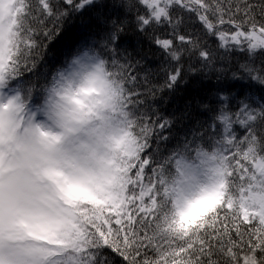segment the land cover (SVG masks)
I'll return each mask as SVG.
<instances>
[{
  "label": "trees",
  "instance_id": "trees-1",
  "mask_svg": "<svg viewBox=\"0 0 264 264\" xmlns=\"http://www.w3.org/2000/svg\"><path fill=\"white\" fill-rule=\"evenodd\" d=\"M204 2L211 5L205 13L211 29L193 0H170L162 5L166 15L159 19L144 0H44L47 9L41 0H29L35 47L23 79H47L58 66L64 67L65 76L85 57L100 75L98 63L106 62L131 94L127 110L143 145L141 158L149 162L144 182L157 179L151 192L155 203L150 216L155 219L150 234L161 252H170L172 243L189 237L193 226L219 203L213 200L199 217L182 219L186 212L179 193L193 165L215 156L224 178L229 170L225 152L233 165L239 160L251 175L254 162L242 154L253 138L257 157L264 156V49H252L250 41L220 42L221 32H253L250 18L258 32L264 24V0ZM248 10L250 16L244 15ZM229 15L234 16L231 22ZM164 41H170L168 47ZM18 90L0 89V95L8 99ZM238 151L241 154L232 160ZM235 198H241L239 189ZM233 239L240 243L235 235ZM51 251L49 264H128L110 246L101 243L88 249L79 237L54 244ZM147 251L149 258L156 255ZM213 258L223 264V257ZM167 260L180 264L179 250L175 259L169 255Z\"/></svg>",
  "mask_w": 264,
  "mask_h": 264
},
{
  "label": "snow or ice",
  "instance_id": "snow-or-ice-1",
  "mask_svg": "<svg viewBox=\"0 0 264 264\" xmlns=\"http://www.w3.org/2000/svg\"><path fill=\"white\" fill-rule=\"evenodd\" d=\"M41 3L47 9L44 0ZM144 3L155 9L156 19L166 15L162 0ZM193 3L203 9L201 20L213 28L205 14L211 5L204 0ZM29 12V0H0V89L9 80L17 83L23 79L29 68L27 57L35 47ZM228 12H232L231 7ZM244 15L250 16V10ZM218 19L225 23L223 15ZM233 19L229 15V22ZM249 23L253 32L248 38L255 41L250 46H264V24L257 34L254 19ZM241 35L237 32L231 38L237 40ZM220 38L226 39V34L221 32ZM162 43L168 47L170 41ZM114 74L120 78L118 72ZM109 88L103 75L94 74L83 78L75 88L64 90L60 98L66 105L63 117L67 132L75 131L72 125L98 115ZM22 107L19 96L0 99V264H49L51 246L72 237L81 238L88 249L101 243L110 246L128 264H168L167 256L175 259L177 249L180 264H220L214 256L223 257V264H264V192L249 195L246 200L235 198L237 189L243 193L246 187L264 188V179L256 184L264 177V156L257 157L255 138L242 154L243 159L251 157L254 162L252 174L248 175L250 170L236 160L239 151L232 156L235 165L224 152L229 170L222 182L186 202L185 210L217 191L219 203L193 226L189 237L172 243L170 252H161L150 234L155 219L150 216L155 203L151 192L157 179L155 183L144 182L149 162L141 158V141L129 150L123 137H113L112 144L107 145L110 151L93 150L92 163L81 165L58 155L64 133L46 131L39 124L21 130L22 118L18 122L16 114ZM148 249L156 254L153 258H149Z\"/></svg>",
  "mask_w": 264,
  "mask_h": 264
},
{
  "label": "clouds",
  "instance_id": "clouds-1",
  "mask_svg": "<svg viewBox=\"0 0 264 264\" xmlns=\"http://www.w3.org/2000/svg\"><path fill=\"white\" fill-rule=\"evenodd\" d=\"M103 77L107 81L109 96L106 104L99 110L98 115L88 119L86 123L72 125L75 128L73 132H67L64 126L63 113L66 105L60 98L64 90L69 86L75 88L78 83L70 84L65 80L63 73L64 67L58 66L54 69L47 79H21L17 83L11 80L4 85L3 90L9 88H18L17 92L11 93V96H19L20 103L23 105L16 114L18 122L22 118L23 127L39 124L46 131L55 133H64V139L58 145V155L67 159H73L81 165L92 163L91 152L110 151L107 145L112 144L113 137L124 138V146L129 150L135 148L141 141L136 130V123L131 113L127 110V90L124 87L123 80L114 74L106 62L100 61ZM207 152V150H202ZM117 156L120 152L115 153ZM259 178L256 184H259ZM256 192H264V188L255 186L251 189V194L245 192V195H252ZM220 192L196 200L185 212L182 219L199 217L201 209L213 200H220Z\"/></svg>",
  "mask_w": 264,
  "mask_h": 264
},
{
  "label": "rangeland",
  "instance_id": "rangeland-1",
  "mask_svg": "<svg viewBox=\"0 0 264 264\" xmlns=\"http://www.w3.org/2000/svg\"><path fill=\"white\" fill-rule=\"evenodd\" d=\"M170 0H162V4H169ZM152 9V8H151ZM153 12L155 9H152ZM238 32L243 33L237 40H233L231 37L234 36L237 32H235L232 35L226 36V39L222 40L220 38V42L222 44L227 45L228 43L237 44L240 41H250V44L255 43V41H252L250 38H248V34L251 32H243L241 30H238ZM259 31L257 32V34ZM251 47V46H250ZM252 49H259L263 48L264 46H257V47H251ZM96 73V69H93L91 65V60L84 59L81 61L79 66L75 68V71L70 72L64 76L65 80H67L70 84L78 83L83 78L94 75ZM0 99L6 100V97L0 95ZM185 182L183 183V187L180 190L179 193V199L181 200V205L183 208H185V204L188 201L193 200L195 197H197L202 190L211 188L215 186L217 183H220L223 179L220 166H218L217 158L215 156L210 158H203L200 162L193 165V167L187 172V174L184 175ZM249 192L251 194V189L245 188V191L241 193V198L247 199L248 196L245 195V192ZM240 198V199H241Z\"/></svg>",
  "mask_w": 264,
  "mask_h": 264
}]
</instances>
